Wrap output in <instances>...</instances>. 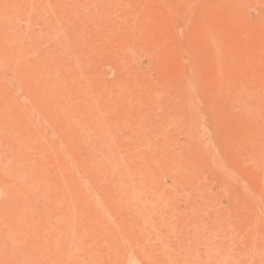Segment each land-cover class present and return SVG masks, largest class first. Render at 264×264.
I'll use <instances>...</instances> for the list:
<instances>
[{
  "label": "rangeland",
  "instance_id": "obj_1",
  "mask_svg": "<svg viewBox=\"0 0 264 264\" xmlns=\"http://www.w3.org/2000/svg\"><path fill=\"white\" fill-rule=\"evenodd\" d=\"M0 264H264V0H0Z\"/></svg>",
  "mask_w": 264,
  "mask_h": 264
}]
</instances>
